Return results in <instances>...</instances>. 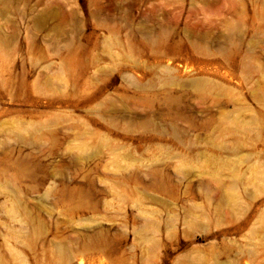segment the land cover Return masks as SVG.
Listing matches in <instances>:
<instances>
[{
  "label": "rangeland",
  "instance_id": "obj_1",
  "mask_svg": "<svg viewBox=\"0 0 264 264\" xmlns=\"http://www.w3.org/2000/svg\"><path fill=\"white\" fill-rule=\"evenodd\" d=\"M0 264H264V0H0Z\"/></svg>",
  "mask_w": 264,
  "mask_h": 264
}]
</instances>
